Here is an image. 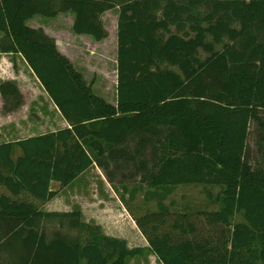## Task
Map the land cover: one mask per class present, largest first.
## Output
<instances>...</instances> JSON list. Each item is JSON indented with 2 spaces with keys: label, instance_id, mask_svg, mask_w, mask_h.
<instances>
[{
  "label": "trees",
  "instance_id": "1",
  "mask_svg": "<svg viewBox=\"0 0 264 264\" xmlns=\"http://www.w3.org/2000/svg\"><path fill=\"white\" fill-rule=\"evenodd\" d=\"M113 11L117 106L27 25L71 13L76 35L102 42ZM0 33V53L23 56L69 124L0 144V264H127L146 251L160 264H264V0H0ZM0 95L6 118L24 103L13 82ZM95 164L113 185L125 170L123 190L140 184L146 199L221 187L220 208L171 212L159 200L134 217L149 244L134 249L80 212L44 211L53 181L65 188Z\"/></svg>",
  "mask_w": 264,
  "mask_h": 264
},
{
  "label": "rangeland",
  "instance_id": "2",
  "mask_svg": "<svg viewBox=\"0 0 264 264\" xmlns=\"http://www.w3.org/2000/svg\"><path fill=\"white\" fill-rule=\"evenodd\" d=\"M70 15L66 14L61 17L59 20L61 23L59 26L63 25L64 29L70 27L71 19ZM42 17V16H39ZM69 17V18H68ZM118 14L116 11L109 12L104 15V22L106 28L109 30L110 36L108 40L103 41L101 44H97L94 42L95 40H91L92 38H84L79 40L78 43L73 44L72 42L66 41L64 44L69 46V48L73 51L77 59L75 60V69L80 72L83 76L86 77V82L89 85H93V90L95 94L106 97L109 90H113L115 85L113 83L117 82L115 77V64H116V56L114 53V39L112 33L116 29V21ZM46 18V17H44ZM50 19V18H46ZM54 29L57 24L51 25ZM58 26V27H59ZM57 27V28H58ZM66 32V31H64ZM90 43L95 45L94 48L90 47ZM83 45L87 51L93 52L95 58L89 60L91 62L88 65L87 58L84 57L82 48L79 45ZM79 47V48H77ZM95 51V52H94ZM73 64V63H72ZM111 75V76H110ZM114 75V76H113ZM84 77V78H85ZM21 84L22 89H35L36 85L33 84L32 81H24ZM19 87V86H18ZM20 89V88H19ZM111 92V91H110ZM110 97H107V100ZM3 103V99L0 98V105ZM8 119L2 114V109L0 108V144L5 142L8 139H11V134L7 130L6 122ZM31 120L35 121L36 117L31 116ZM251 147L253 152L255 151V146L253 142V138L250 140ZM253 142V143H252ZM255 153V152H254ZM256 157V155L254 156ZM113 167H111L108 171H112ZM125 170L118 169L113 170L114 178H115V186L109 182L107 171L98 167L96 164L93 169L89 172L86 182L83 183L85 187H89L90 192L96 195L95 201L99 203L93 209H88V204L82 203L81 208H84V221H89L91 223H95L94 218H96V213L98 212V208L106 210L110 208L111 211L116 210L119 206L115 201L120 203L121 201L124 206L127 207L129 211V215L134 219L135 216H141L148 211H157L159 210L158 203L159 198H149L146 199V188L141 186L140 184H133L130 181H126L127 189L123 190L120 183L124 181L123 175L125 174ZM112 187L113 191H109L108 188ZM125 188V187H124ZM109 191V192H108ZM222 191L221 187L217 186H206V185H191V186H177L172 188L170 192L159 191V195H164L162 198L163 203L167 206V208L171 212L182 211V212H198V211H214L220 208V203L217 201V197L220 196ZM6 192L4 188L0 187V193ZM75 200L74 194H65L63 196L62 202L58 205H51L49 210H56V212L60 213H71L79 211L77 208V204H74ZM117 205V206H116ZM79 207V206H78ZM102 207V208H101ZM80 208V207H79ZM96 208V209H95ZM100 214V212H99ZM92 217V218H91ZM103 219L106 221L107 217ZM242 218L238 217V221H241ZM102 221V220H99ZM118 222V218L116 219ZM50 222V223H49ZM47 224L49 233L55 230H59V224L56 221H49ZM132 220L129 218L128 229H122V236H126L128 241V247L130 249L134 248H144L146 243L138 236V232L135 231L133 226H131ZM66 233H69L71 236H76L77 231H69L67 229L63 230ZM152 254L148 251L144 252L143 256L130 258L127 261V264H154V260Z\"/></svg>",
  "mask_w": 264,
  "mask_h": 264
},
{
  "label": "crops",
  "instance_id": "3",
  "mask_svg": "<svg viewBox=\"0 0 264 264\" xmlns=\"http://www.w3.org/2000/svg\"><path fill=\"white\" fill-rule=\"evenodd\" d=\"M66 14L70 15L69 19L70 21V27L65 28L63 25L59 26L61 22L59 19ZM68 17V18H69ZM75 22V17L71 13H62L59 14L56 18H50L46 19L44 17L35 16L33 19L28 21L27 25L34 29L42 28L46 34L53 37L57 41V49L59 52L67 57L75 66L76 62L75 60L77 57L73 53V51L69 48V46L65 45L64 43L66 41L72 42L73 44H77L78 41L84 38H88L89 36H79L76 35L73 32V26ZM52 24H57L55 26V29L51 26ZM59 26V27H58ZM58 27V28H57ZM116 29L112 33L113 39H114V53L116 56V64H115V77L118 82V61H117V52H118V39H117V32H118V17L116 21ZM66 31V32H64ZM2 34L0 33V38ZM91 38V37H89ZM91 40H94L93 38ZM108 40V39H107ZM106 41V40H104ZM97 42V41H94ZM102 42H97V44H101ZM82 48V52L85 58H87L88 65L91 63L89 62L90 59L95 58L96 56L93 55V52L87 51V49L83 45H79ZM95 45L90 43V47L94 48ZM79 48V47H77ZM80 49V48H79ZM95 52V51H94ZM113 75V76H114ZM111 76V75H110ZM85 77V75H84ZM32 81L34 85L37 86L35 89H22L21 84L24 81ZM85 80L86 77H85ZM5 82H13L17 84L20 88V91L24 95V103L19 108L17 112L13 113V116H11V119H8L6 122V128L8 132L11 134V139L6 140L5 142H17L21 140H25L31 137L40 136L52 132H57L59 130L65 129L69 127L68 122L64 119L60 111L58 110L57 106L53 103L45 89L43 88L42 84L39 82L29 65L27 64L26 60L23 58L22 55L19 54H4L0 53V85ZM117 82L113 83L115 85V88L113 90H109V92L106 94V97H103L101 95H97L101 98H103L106 102L109 104L117 106L118 104V91H117ZM111 91V92H110ZM107 97L108 98L107 100ZM1 98V95H0ZM0 108L2 109L1 105ZM31 116H35L36 120H31ZM21 154L20 149H16L14 159L16 160ZM90 168L86 172H84L82 175H80L72 184L65 188H61L60 183L53 181L51 183V191H58L59 194L51 200L50 202H47L44 205V211L47 213H60L56 212V210H49L51 205H58L63 200V196L66 194H74V198L77 201H74V204H77V208L82 214V221H84L85 213L84 206L82 203L88 204V209H93L97 206L99 203H96L95 197L96 195L90 192L89 187H85L83 183L86 182V178L89 174V172L93 169ZM109 191H113L112 187L108 188ZM108 191V192H109ZM24 195V193H23ZM21 195V196H23ZM116 204L119 206L116 210L111 211L110 208L106 210H101L100 207L98 208V212L96 213V218H94L95 223H91L89 221H84L85 223H88L90 225L99 226L102 228L105 235L124 240L128 243L129 239H127L126 236H122V229L125 228L128 229L129 225V218H131L132 228L135 229L136 232H138V236L143 239V241L146 243V246L144 248H147L149 246L147 239L144 237V235L140 232L136 225V221L129 215V211L124 204L119 201H115ZM82 204V208H81ZM116 205V206H117ZM80 208H79V207ZM102 208V207H101ZM96 209V208H95ZM100 212V214H99ZM107 217L106 221L103 219ZM92 218V217H91ZM118 218V222L116 219ZM102 220V221H99ZM49 222V221H48ZM46 222L47 224H49ZM48 228V227H47ZM49 231V230H48ZM56 231V230H55ZM54 232V231H53ZM50 232L49 234L53 233ZM77 235V233H76ZM149 252V251H148ZM152 254V253H151ZM154 264H160L158 258L152 254Z\"/></svg>",
  "mask_w": 264,
  "mask_h": 264
}]
</instances>
